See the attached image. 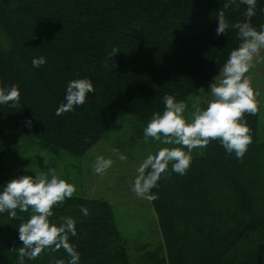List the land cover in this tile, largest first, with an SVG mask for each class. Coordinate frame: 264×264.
<instances>
[{
  "label": "trees",
  "instance_id": "1",
  "mask_svg": "<svg viewBox=\"0 0 264 264\" xmlns=\"http://www.w3.org/2000/svg\"><path fill=\"white\" fill-rule=\"evenodd\" d=\"M228 0H0V84H16L20 104L0 105V191L29 170L4 163L2 125L39 138L46 147L83 155L126 116L147 122L163 112L162 97L187 100L219 74L238 46L236 30L216 35L217 14L229 24L245 19L246 5ZM253 26L264 25L258 0ZM47 62L33 67L34 57ZM219 61V65L216 63ZM89 78L95 91L83 105L57 116L68 81ZM252 143L242 159L211 141L185 175L162 177L152 201L164 247L137 264H264V140L259 108L246 114ZM31 122L28 126L27 122ZM87 208L84 215L82 208ZM0 213V264H18V226L31 215ZM76 221L70 242L79 264H132L113 207L104 199L72 196L54 206ZM70 259L61 247L24 264Z\"/></svg>",
  "mask_w": 264,
  "mask_h": 264
},
{
  "label": "clouds",
  "instance_id": "2",
  "mask_svg": "<svg viewBox=\"0 0 264 264\" xmlns=\"http://www.w3.org/2000/svg\"><path fill=\"white\" fill-rule=\"evenodd\" d=\"M229 4L237 7L246 5L245 19L230 25L221 10L217 14L215 31L217 36H225L230 28L235 29L239 44L229 52L219 74L208 86L212 99L206 107H197L190 121L184 116L187 105L183 100H177L173 94L162 97L163 112L152 114L143 134L163 145L175 146L161 147L155 154H148L139 164L138 174L132 182V190L138 197L154 201L158 194L152 190L159 186L162 177H169L171 173L185 175L192 163L193 149H203L211 141L218 140L226 153H234L237 159H242L252 143L246 114L254 115L257 112L258 92L254 91L246 73L261 49H264V25L258 30L251 22L256 15L258 0H228L225 7ZM46 62L43 55L31 61L35 68ZM216 63L219 65V61ZM94 91L93 82L87 77L68 81L64 102L57 108L56 115H63L83 105ZM20 99L18 85L0 84V105L15 108L20 104ZM27 124L31 126L30 121ZM113 153L121 161L126 159L119 149H113ZM112 165V158L97 156L93 170L102 174ZM75 191V185L59 176L55 170L21 174L5 183L0 191V213L7 212L10 219H15L17 209L20 212L31 209L28 220L17 228L18 239L22 242V246L16 249L18 264H24L25 257L35 260L42 251L55 252L61 247L70 259L59 260L57 264H79L80 254L69 239L77 234L76 221L70 216L61 217L59 224L50 219L54 206L71 198ZM82 212L87 215V208H82Z\"/></svg>",
  "mask_w": 264,
  "mask_h": 264
},
{
  "label": "rangeland",
  "instance_id": "3",
  "mask_svg": "<svg viewBox=\"0 0 264 264\" xmlns=\"http://www.w3.org/2000/svg\"><path fill=\"white\" fill-rule=\"evenodd\" d=\"M255 92H258L259 130L264 140V49L254 59L246 73ZM219 79V77H217ZM213 80V79H212ZM184 100L186 120H191L197 107H206L212 99L208 86ZM105 138L98 141L83 155L72 154L62 148L46 147L39 138L30 136L8 124L2 125L4 163L7 167L20 170L55 172L75 185L73 196L104 199L111 203L114 218L121 235L126 239L132 264H137L150 250L163 248L164 239L152 201L138 197L132 190V182L139 164L148 154H155L163 145L151 137L144 136L148 122L126 116ZM113 149L126 156L121 161ZM205 148L192 150L191 155L200 154ZM187 151V149H184ZM97 156L112 158L113 165L104 173H95Z\"/></svg>",
  "mask_w": 264,
  "mask_h": 264
}]
</instances>
